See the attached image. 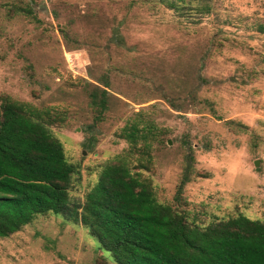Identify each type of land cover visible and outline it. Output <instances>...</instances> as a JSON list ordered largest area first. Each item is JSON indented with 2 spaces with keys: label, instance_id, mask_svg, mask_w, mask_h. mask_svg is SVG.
<instances>
[{
  "label": "rangeland",
  "instance_id": "374dc122",
  "mask_svg": "<svg viewBox=\"0 0 264 264\" xmlns=\"http://www.w3.org/2000/svg\"><path fill=\"white\" fill-rule=\"evenodd\" d=\"M13 7L29 8L34 19L11 15ZM180 7L0 0V93L63 112L50 130L79 166L69 193L77 202L97 166L127 149L119 130L138 114L154 127L143 174L159 201L171 202L189 152L194 172L181 203L190 219L206 225L242 214L264 222V33L257 31L264 0H183ZM114 33L120 45L109 40ZM197 77L208 83L197 85ZM102 82L108 109L94 122L85 84ZM99 256L84 228L53 215L0 239V264H101Z\"/></svg>",
  "mask_w": 264,
  "mask_h": 264
},
{
  "label": "trees",
  "instance_id": "16d2710c",
  "mask_svg": "<svg viewBox=\"0 0 264 264\" xmlns=\"http://www.w3.org/2000/svg\"><path fill=\"white\" fill-rule=\"evenodd\" d=\"M140 1L183 10V0ZM9 12L34 19L27 7ZM257 31L264 33V26ZM109 40L120 45L122 39L114 33ZM213 46L218 50L220 44ZM197 81L208 83L200 77ZM102 83L103 88L85 84L94 122L108 109L107 82ZM194 92L190 90L191 99ZM172 107L177 109L174 101ZM63 119V112L0 93V239L38 216L53 215L86 230L97 245L101 264H105L101 253L113 264H264L263 221L237 214L201 225L189 218L181 203L183 187L194 172L189 152L171 202L158 200L143 174L151 162L154 127L138 114L119 130L127 149L97 166L82 201L73 200L69 193L78 183L80 169L66 160L62 144L50 130Z\"/></svg>",
  "mask_w": 264,
  "mask_h": 264
}]
</instances>
